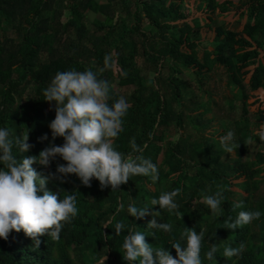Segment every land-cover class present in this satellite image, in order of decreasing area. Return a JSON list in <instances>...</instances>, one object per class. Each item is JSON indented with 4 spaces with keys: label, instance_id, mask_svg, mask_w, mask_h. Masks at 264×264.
Instances as JSON below:
<instances>
[{
    "label": "trees",
    "instance_id": "trees-1",
    "mask_svg": "<svg viewBox=\"0 0 264 264\" xmlns=\"http://www.w3.org/2000/svg\"><path fill=\"white\" fill-rule=\"evenodd\" d=\"M186 1L189 0H135L132 11L129 0H0V22L4 21L5 26L13 29L21 40L17 42L0 34V128H8L17 135L30 129L29 135L35 138V147L25 153L16 152L17 158L38 155L50 141L56 145L63 143L61 137L52 140L48 124L54 119L55 111L52 102L44 100L43 90L57 72L73 69L84 71L91 68L109 84L116 80L119 87L133 88L129 94L130 107L122 118L123 130L115 139L114 147L134 157L148 158L156 166V159L165 146L155 145L157 140H162L155 136V131L159 126L168 124L171 117H175L177 123L181 122V117L173 112L159 88V71L166 60L174 66L175 72L170 75L168 83L172 87L175 103L180 106L182 90L187 86L177 77L176 74L180 73L177 66L193 69L197 75L203 70H210L213 65L223 67L228 75V85L240 101L242 119L247 123L249 92L264 89V0H241L238 11L245 21L240 31L216 20L235 4L232 0H194L197 4L188 13L183 6ZM117 6H121L123 16L118 14ZM65 7L70 14L69 23L61 22ZM88 13L102 17L92 22L93 36L85 25ZM144 18L150 27L146 31L141 25ZM127 19L131 22L128 25L125 24ZM201 22L212 30V49H204L199 59L196 51L199 38L195 36L199 35ZM106 55H110L116 63L101 73L99 70L104 68ZM143 58L145 63H142ZM250 65H253L251 71L246 69ZM147 69H152L156 76L149 78L143 75ZM249 71L246 83L244 79ZM28 86L33 88L31 109L28 111L20 107L16 110L13 107L15 100ZM110 93L112 100L120 97L111 86ZM255 116L257 124H264V109H258ZM199 127L204 128L205 125ZM44 134L48 139H38ZM224 135L217 133L218 139L212 143L202 135L201 153L192 147L184 149L178 142L166 146L164 160L168 170L164 175L177 176L171 191L180 189L179 195L174 198L179 207L169 212L159 209L158 205L155 219L170 224L171 231L147 227L148 221L153 219L150 214L138 219L127 213L129 204L146 206L143 204L146 198H149L148 207L153 208L150 176H131L122 189L111 190L110 187L101 189L95 179L90 187H86L75 174H69L64 183L50 181L46 185L53 192L62 189L61 198L69 193L76 197L78 214L71 223L64 225L60 239L53 241L47 235L42 236L39 247L33 249V241L23 231H13L7 240L0 238V264H76L71 253L79 248L87 250L80 263L94 264L87 253L95 246L98 250H105L107 264H128L122 258V245L128 228L145 234L146 242L152 247L164 246L173 254L175 250L169 242L183 245L186 239L181 234L185 227L204 233L202 264H264V198H256L255 195L259 184L264 181V154L256 152L253 160L244 162V135L234 140L238 142V147L231 161L222 162L226 152L219 138ZM133 139L143 149L142 152L132 151ZM256 141L264 145L258 136ZM197 157L201 158L200 161H195ZM32 167L46 174L55 171L56 163L53 160L48 168L39 164ZM191 169L194 173L189 175ZM240 178L243 180L236 184ZM140 179L144 183L138 186L140 191L134 190L138 193L136 196L133 193L134 184ZM239 184L243 194L238 201H243V207L233 210L232 206L237 202L232 199L233 188ZM218 189L224 190L225 199L221 203L220 215L215 216L200 200ZM120 202L125 208L117 214ZM242 210L260 211L261 216L235 230L224 228V221L229 216L234 220ZM178 213H182L181 218ZM212 217L215 219L213 225ZM117 222L126 225L118 236L114 234ZM240 243L246 249L241 258L223 256L225 247H238ZM212 244L217 252L215 259L208 260L205 256ZM172 256L175 258L176 253ZM132 264H138V261Z\"/></svg>",
    "mask_w": 264,
    "mask_h": 264
},
{
    "label": "clouds",
    "instance_id": "clouds-1",
    "mask_svg": "<svg viewBox=\"0 0 264 264\" xmlns=\"http://www.w3.org/2000/svg\"><path fill=\"white\" fill-rule=\"evenodd\" d=\"M116 61L110 56L104 57V68L110 69ZM44 100L52 102L55 116L48 127L54 141L63 138L61 145L49 142L38 155L22 156L19 159L16 152L30 151L33 144L29 143V131L23 134H13L8 128H0V238L7 240L11 232H21L33 241V249L39 247L40 237L47 235L51 240L60 239V233L66 223H71L77 216L76 197L73 193L60 197L62 189L56 192L46 188L50 181L64 183L69 174H75L81 184L91 186L93 179L99 181L101 189L110 187L119 189L126 184L131 176L151 177L153 183L159 179L157 166L150 159L122 153L114 147V141L123 130V117L130 107L128 101L120 96L112 100L110 84L99 78V74L88 68L84 71L67 70L57 72L49 85L43 90ZM109 101H112L109 103ZM253 135L264 141V124ZM40 140L48 139L44 134ZM175 139H179L177 136ZM220 144L226 153H233L238 147L234 141V132L228 131L220 138ZM251 144L252 137H248ZM134 153L143 149L131 141ZM15 149V151H14ZM60 157L66 163H57L54 172L46 174L38 172L32 167L39 164L48 168L53 160ZM223 189H218L211 195H205L203 203L211 209L215 216L221 213V203L225 197ZM66 192V191H65ZM180 189L161 194L151 200V205H159V209L169 212L178 210L175 197ZM148 206L138 207L134 203L127 206L128 215L143 218L150 213ZM233 210L243 207V201L233 204ZM125 205L120 202L117 214L124 210ZM156 213V212H155ZM154 217V213H151ZM181 215L182 213H178ZM260 211H239L233 220L231 216L224 221V228L235 230L259 219ZM104 227H107L106 225ZM147 227L164 232L171 231L168 223L157 222L155 218L148 221ZM126 228L123 222L114 225V234L120 235ZM155 232L152 236L155 237ZM145 234L127 229L123 241L124 255L122 258L132 264H202L201 247L204 233H198L194 228L185 227L182 238L186 242L182 245L176 241L169 244L175 250V258L167 248H154L146 242ZM245 245L225 247V258H241ZM217 248L212 244L206 253L208 260L215 259ZM106 256L100 264H105Z\"/></svg>",
    "mask_w": 264,
    "mask_h": 264
},
{
    "label": "rangeland",
    "instance_id": "rangeland-1",
    "mask_svg": "<svg viewBox=\"0 0 264 264\" xmlns=\"http://www.w3.org/2000/svg\"><path fill=\"white\" fill-rule=\"evenodd\" d=\"M135 0H129L131 3L130 8L133 11ZM222 2L223 0H218ZM235 4L233 6H229L228 10L220 16L216 17V20L219 22L224 21L228 28L234 29L236 31H240L244 27L245 19L241 18L239 5L242 3L241 0H232ZM197 2L194 0H189L184 3V10L188 12H192V9L195 8ZM117 12L120 16H123L121 12V6H117ZM203 16V14H200ZM61 22H71L70 14L65 7V10L62 12ZM102 19L101 16H95L94 14L88 13L87 18L85 20V25L89 30V34L93 36L94 27L92 22L96 19ZM130 20L127 19L125 24H130ZM143 30H149L148 21L144 18L142 23ZM180 25V22H179ZM201 28L199 30V35L195 36L199 38V46L196 48L197 56L201 59L202 52L204 49H212L211 44V36L212 30L208 29L204 22H201ZM0 34H3L4 38L15 39V41L20 42V38H18L13 29L9 28V26H5L4 21L0 22ZM95 35H99V33H95ZM144 62V58L142 60ZM180 69V73L176 74L177 77H180L183 81L186 82L187 88H183L181 93V106L177 105L173 97L172 87L168 83V79L174 70V66L169 65V61L166 60L162 63L159 71V88L161 89V93L163 94L165 100L169 103L170 108L175 112L177 116L181 119L180 124L177 123L175 117H171L168 121V124L159 126L155 131V136L161 137L162 140H157L155 145L166 146L168 143H180L184 146V149H189L192 147L195 149L197 153H201L203 151L202 140L200 137L203 135L207 139H209V143H212L213 140H217V133H227L228 131L234 132V140L238 137H242L246 135V153L243 155V161L248 162L253 160V156L256 152H260L264 154V145L258 144L256 141L255 135L253 133L258 130L261 125L256 123L255 113L258 109H264V89L257 88L253 91L249 92V98L247 100L248 104V115L247 123L242 119L241 105L238 98L234 96V90L231 86L228 85V75L225 69L218 65H213L210 70H203L200 75H197L193 69H185L182 66H177ZM253 65H250L246 69H252ZM250 71L245 75L244 82H248L250 77ZM143 75L148 76L149 78H153L156 76L155 72L152 69H147L143 72ZM110 86L113 87L120 96H123L128 103L130 104L129 94L132 91V87H119L117 85V81L114 80L110 83ZM34 100L33 96V88L32 86L25 87L23 91L17 96L15 103L13 105L16 110H19L20 107H25L26 110H30L32 106V102ZM180 104V103H179ZM205 125L204 128H200L199 125ZM238 126V127H237ZM27 131H24L26 133ZM179 139H175L176 137ZM252 137V143L249 144L248 137ZM29 143L33 144L35 147V138H32L29 135ZM32 147L31 149H33ZM165 148L159 153L156 164L161 176L159 179L153 183L151 181V186L149 189L153 192V196L158 198L161 194L165 192H170L174 182L177 181L176 175L165 176V172L168 170V165L165 163L164 155L166 154ZM219 148V147H217ZM233 153H225L221 161L229 162L233 157ZM188 156L190 153L187 154ZM200 157L195 158V161H200ZM55 163H66L60 157L55 159ZM194 170L191 169L188 171L189 175H192ZM243 179L240 178L236 181V184L241 182ZM144 182L140 180L136 181L134 184L133 193L138 196L137 192L134 190H139L138 186L142 185ZM119 186V189H122V186ZM138 191V192H139ZM240 194H243V189L241 185H236L233 188L232 199L237 200L240 199ZM256 198H264V181L259 184L258 190L255 192ZM153 196L151 197L153 199ZM134 197V195H133ZM202 198L200 201H203ZM149 198L144 200L146 206H148ZM158 205H154L152 209L147 207V211L150 213L152 218H156L158 213L155 209ZM156 212V213H155ZM151 213H154L156 216L154 217ZM212 225L215 223V219L211 218ZM98 246L92 248V251H89L88 258L91 261H94V264H100L101 260L105 256V250H98ZM86 249L79 248L75 249L71 255L76 264H81L80 261L83 260V256H86ZM175 253V252H174ZM171 254V255H174ZM107 257V256H106ZM206 257V256H205ZM205 257H202L204 259ZM108 262V257L105 260V264ZM123 264H126L122 262Z\"/></svg>",
    "mask_w": 264,
    "mask_h": 264
},
{
    "label": "crops",
    "instance_id": "crops-1",
    "mask_svg": "<svg viewBox=\"0 0 264 264\" xmlns=\"http://www.w3.org/2000/svg\"><path fill=\"white\" fill-rule=\"evenodd\" d=\"M96 1H104V0H96Z\"/></svg>",
    "mask_w": 264,
    "mask_h": 264
}]
</instances>
